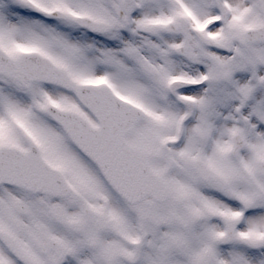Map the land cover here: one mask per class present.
Listing matches in <instances>:
<instances>
[{"label":"snow or ice","instance_id":"snow-or-ice-1","mask_svg":"<svg viewBox=\"0 0 264 264\" xmlns=\"http://www.w3.org/2000/svg\"><path fill=\"white\" fill-rule=\"evenodd\" d=\"M0 264H264V0H0Z\"/></svg>","mask_w":264,"mask_h":264}]
</instances>
